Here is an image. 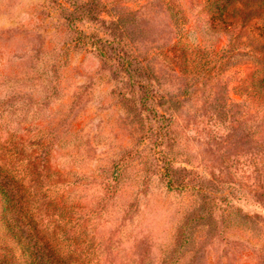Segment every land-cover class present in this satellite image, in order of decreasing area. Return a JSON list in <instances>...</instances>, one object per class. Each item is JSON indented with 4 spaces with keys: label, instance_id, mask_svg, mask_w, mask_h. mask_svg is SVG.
Returning <instances> with one entry per match:
<instances>
[{
    "label": "rangeland",
    "instance_id": "374dc122",
    "mask_svg": "<svg viewBox=\"0 0 264 264\" xmlns=\"http://www.w3.org/2000/svg\"><path fill=\"white\" fill-rule=\"evenodd\" d=\"M0 264H264V0H0Z\"/></svg>",
    "mask_w": 264,
    "mask_h": 264
},
{
    "label": "trees",
    "instance_id": "16d2710c",
    "mask_svg": "<svg viewBox=\"0 0 264 264\" xmlns=\"http://www.w3.org/2000/svg\"><path fill=\"white\" fill-rule=\"evenodd\" d=\"M0 191L2 193V198L4 199V201H7V199H8L7 193L4 191V189H0ZM26 264H34V263L32 261H28V262H26Z\"/></svg>",
    "mask_w": 264,
    "mask_h": 264
}]
</instances>
